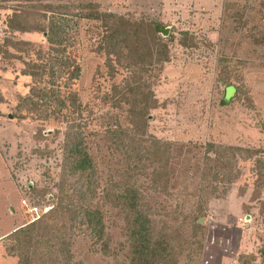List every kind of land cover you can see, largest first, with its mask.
Returning <instances> with one entry per match:
<instances>
[{
	"label": "rangeland",
	"instance_id": "rangeland-1",
	"mask_svg": "<svg viewBox=\"0 0 264 264\" xmlns=\"http://www.w3.org/2000/svg\"><path fill=\"white\" fill-rule=\"evenodd\" d=\"M95 3L101 11L131 22L156 23L158 37L170 51V61L162 71L154 69L149 79L157 108L149 111L142 135L133 139L130 133L125 138L130 147L139 144L147 156L126 162L114 139L105 134L107 124L127 125L125 111L103 100L109 84L122 85L126 73L117 69L115 78L109 80L103 57L91 51L95 38L87 31L93 30V24L82 21L74 36L77 43L71 46L82 68L72 89L86 107L82 115L90 133L87 147L100 185L94 205L102 210L111 255L125 256L126 232L120 209L109 204L102 190L131 181L158 231L173 235L177 246H183L179 264H264V179L254 175L260 165L252 160L221 164L222 150L214 149L220 145L264 152V0ZM26 6L27 0H0V155L17 191L14 203L20 228L43 217L56 201L62 184L64 135L72 122L70 116L65 120L66 111L57 116L50 103L42 105L40 98L33 99L29 93L33 80L22 73L23 61L35 59V47L46 48L47 44L41 33L9 28V18L14 12H26ZM16 23H22L21 19ZM185 37L188 44L182 46ZM7 41L32 46L22 45L19 50ZM39 82V87H49L46 75ZM228 85L232 86L226 89ZM166 148V172L158 168L161 182L152 183L154 168L162 160L159 155L153 157L154 151ZM223 167L227 172L219 174L216 169ZM74 181L68 177V182ZM215 185L218 189L213 191ZM50 222L43 217L40 223ZM197 222L199 229L194 227ZM40 235L30 249L32 258L45 257L43 252L49 251V234ZM68 240L74 262H113L101 252L102 244L83 235ZM14 245L11 238L2 242L5 249ZM10 264H18V259L14 257Z\"/></svg>",
	"mask_w": 264,
	"mask_h": 264
},
{
	"label": "trees",
	"instance_id": "trees-1",
	"mask_svg": "<svg viewBox=\"0 0 264 264\" xmlns=\"http://www.w3.org/2000/svg\"><path fill=\"white\" fill-rule=\"evenodd\" d=\"M62 1L27 0L26 12H14L8 21L9 28L15 31L41 33L46 38L47 47H35V59L31 57L23 61L26 68L22 73L33 80L29 90L33 99L40 98L42 105L50 103L57 116L63 110L66 111L65 120L70 116L72 122L64 135L62 184L55 197V203L43 216L45 220L51 221V224H41V217L17 229L9 236L15 245L6 249V252L16 257L18 264H82L73 261L70 252L72 245L68 239L83 235L95 244H102L101 252L113 258L111 264H179L178 255L182 254L183 246H177L173 235L165 236L158 231L157 222L145 211L144 198L136 186L129 183L131 181L113 189L107 187L102 190V195L109 200V204L120 209L126 232L125 256L119 258L111 255L107 246L102 210L97 204L94 205L100 185L96 164L87 147L86 140L90 133L82 115L86 107L80 103L77 93L72 89L82 70L72 47L77 43L74 36L84 21V24L94 25L93 30L87 31L95 38L91 51L103 57L109 80L115 78L117 69L126 73L122 85L109 84L103 94V100L104 103L112 101L115 107L125 111L127 125L123 127L119 121L107 124L105 134L111 140L114 139L117 149L125 155L126 162L139 161L136 157L147 156L146 151H141L138 147L139 144H131L130 147L125 138H128L130 133H134L133 139L142 135L149 111L157 108L149 79L154 77V69L157 68L160 72L164 64L170 61L168 44L158 37L160 26L153 22H131L123 16L101 11L98 3H95L96 0H71L70 3ZM17 19H21L22 23H16ZM41 19L45 22L40 23ZM183 35L187 36V33ZM7 42L18 49L22 45L32 46L27 42ZM180 44L186 46L187 37ZM26 55L29 56L28 50ZM43 75L47 76L49 87H39ZM231 86L228 85L226 89ZM236 91L234 87V93ZM224 98L226 99V94ZM214 149L222 150L219 162L227 166H232L239 160H252L256 165H260L254 169L255 178L264 179L263 151L220 145H216ZM161 150L154 151L153 157L161 156L164 165L160 159L161 166L154 168L152 183L161 182L160 175L156 174L158 168L160 173L163 170L166 172L167 159L163 158L167 156V148L166 151ZM151 156L152 154L148 157ZM224 169L223 167L218 171L217 168L216 171L225 174L227 170ZM68 177L75 178V181L68 182ZM259 181H256L257 187H260ZM211 189L215 191L218 186L215 185ZM47 214L48 217H45ZM194 227L199 229L200 224L197 222ZM164 229L169 231L171 227L165 226ZM40 234H49L46 241L49 251L43 252L45 257L32 258L30 249L37 245V239L42 238ZM178 238L180 239V236ZM239 260L242 261L243 257Z\"/></svg>",
	"mask_w": 264,
	"mask_h": 264
},
{
	"label": "crops",
	"instance_id": "crops-1",
	"mask_svg": "<svg viewBox=\"0 0 264 264\" xmlns=\"http://www.w3.org/2000/svg\"><path fill=\"white\" fill-rule=\"evenodd\" d=\"M15 193L17 194V191L10 172L0 155V264L14 262V257L6 252L2 242L9 240V236L20 228L16 226L19 214L14 203Z\"/></svg>",
	"mask_w": 264,
	"mask_h": 264
},
{
	"label": "built area",
	"instance_id": "built-area-1",
	"mask_svg": "<svg viewBox=\"0 0 264 264\" xmlns=\"http://www.w3.org/2000/svg\"><path fill=\"white\" fill-rule=\"evenodd\" d=\"M32 210H33L32 212H35L34 215H37V212H36L37 209L33 207ZM35 218H36V217H35ZM35 218H33V219H35ZM38 219H39V218H38ZM38 219H36V220H38ZM36 220H33L32 223L35 222Z\"/></svg>",
	"mask_w": 264,
	"mask_h": 264
},
{
	"label": "water",
	"instance_id": "water-1",
	"mask_svg": "<svg viewBox=\"0 0 264 264\" xmlns=\"http://www.w3.org/2000/svg\"><path fill=\"white\" fill-rule=\"evenodd\" d=\"M161 32H163V34L166 35L165 29H161Z\"/></svg>",
	"mask_w": 264,
	"mask_h": 264
}]
</instances>
